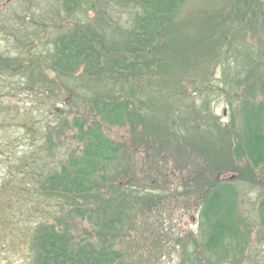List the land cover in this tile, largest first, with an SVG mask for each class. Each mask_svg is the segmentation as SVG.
Wrapping results in <instances>:
<instances>
[{
  "label": "trees",
  "instance_id": "16d2710c",
  "mask_svg": "<svg viewBox=\"0 0 264 264\" xmlns=\"http://www.w3.org/2000/svg\"><path fill=\"white\" fill-rule=\"evenodd\" d=\"M111 1L128 14L125 27L105 5L61 0L66 17L86 7L95 15L61 32L44 57L15 51L18 67L0 59L3 69H24L16 89L65 94L86 115L85 123L72 119L83 141L79 153L36 173L37 191L59 213L35 229L30 264H126L123 240L166 199L175 172L182 194L201 203L196 245L206 263L235 258L247 243L238 192L219 177L264 165V0H235L227 12L184 21L178 19L189 0ZM20 22L18 31L29 37L30 20ZM249 33L259 36L257 49L245 41ZM214 94L238 100L230 101L225 124L213 112ZM99 123L128 126L132 148L123 151ZM43 138L42 149L51 153L49 128ZM131 150L141 161L127 157ZM259 212L264 223V202ZM65 214L86 220L93 241L75 243Z\"/></svg>",
  "mask_w": 264,
  "mask_h": 264
},
{
  "label": "rangeland",
  "instance_id": "374dc122",
  "mask_svg": "<svg viewBox=\"0 0 264 264\" xmlns=\"http://www.w3.org/2000/svg\"><path fill=\"white\" fill-rule=\"evenodd\" d=\"M234 1L189 0L178 20L227 12ZM92 2L97 7L107 6L105 12L122 27L129 23L128 14L115 8L112 1ZM60 3L61 0H0V59H9V64L18 67L16 58H12L15 51L21 54L27 51L35 58L44 57L61 32L95 15L86 7L71 18L66 17L61 13ZM26 19L31 24L25 26L29 37L18 31L23 26L20 20ZM12 35L19 36L20 42L12 40ZM25 37L30 38V45L23 44L27 43ZM245 41L257 49L259 36L249 33ZM4 64L0 62V264H30L31 238L35 229L41 223L51 224L52 213H59L55 201L37 191L36 173L40 167L47 171L55 169L67 162L70 154L79 153L83 141L72 119L78 118L85 123L86 115L81 111L83 108L69 105L65 94L38 95L37 90L35 93L26 92L21 86L16 89L15 83L19 84L17 81L23 78L24 69H3ZM38 68L42 71L39 63ZM217 77L218 74L215 82H219ZM211 98L216 118L225 124L231 115L230 101L235 106L238 100H227L216 94ZM48 128L54 145L51 153L42 149L43 132ZM100 129L123 151L132 148L135 137L128 126L100 124ZM127 157L141 161L139 154L132 150ZM245 172H228L219 177L232 180L236 186L240 229L247 240L242 253L223 260L221 264H264V223L259 212V204L264 202V165L251 173ZM174 175L177 181L173 178L168 183V198L166 196L162 200L151 216L140 219L128 238L123 240L121 247L129 252L126 264H207L204 252L196 245L201 203L190 195L182 194L178 182L180 175L176 172ZM107 177L119 180L111 173ZM62 219L67 220L75 243L93 241V230L86 220L69 217L68 214Z\"/></svg>",
  "mask_w": 264,
  "mask_h": 264
}]
</instances>
